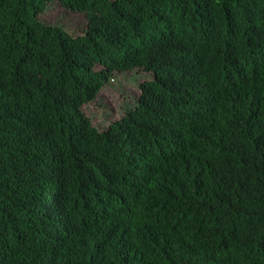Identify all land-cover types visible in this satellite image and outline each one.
<instances>
[{"label": "trees", "instance_id": "16d2710c", "mask_svg": "<svg viewBox=\"0 0 264 264\" xmlns=\"http://www.w3.org/2000/svg\"><path fill=\"white\" fill-rule=\"evenodd\" d=\"M0 264H264V0H0Z\"/></svg>", "mask_w": 264, "mask_h": 264}, {"label": "rangeland", "instance_id": "374dc122", "mask_svg": "<svg viewBox=\"0 0 264 264\" xmlns=\"http://www.w3.org/2000/svg\"><path fill=\"white\" fill-rule=\"evenodd\" d=\"M41 20L48 25L64 27L73 35H81L87 29L85 15L69 12L56 1L48 4ZM151 78L150 73L138 70L116 73L97 99L84 106L85 114L92 119L96 128L106 129L136 105L140 96V84Z\"/></svg>", "mask_w": 264, "mask_h": 264}]
</instances>
